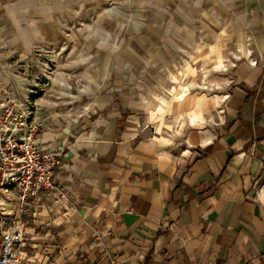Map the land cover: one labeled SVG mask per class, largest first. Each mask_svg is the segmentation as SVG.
I'll use <instances>...</instances> for the list:
<instances>
[{
	"label": "crops",
	"instance_id": "crops-1",
	"mask_svg": "<svg viewBox=\"0 0 264 264\" xmlns=\"http://www.w3.org/2000/svg\"><path fill=\"white\" fill-rule=\"evenodd\" d=\"M244 5L252 47L231 83L183 88L150 115L102 107L46 124L66 193L27 208L20 264H264V0Z\"/></svg>",
	"mask_w": 264,
	"mask_h": 264
},
{
	"label": "rangeland",
	"instance_id": "rangeland-1",
	"mask_svg": "<svg viewBox=\"0 0 264 264\" xmlns=\"http://www.w3.org/2000/svg\"><path fill=\"white\" fill-rule=\"evenodd\" d=\"M8 3L0 21L7 53L0 104L33 106L47 127L102 107L150 115L183 88L231 83L252 47L244 0Z\"/></svg>",
	"mask_w": 264,
	"mask_h": 264
},
{
	"label": "built area",
	"instance_id": "built-area-1",
	"mask_svg": "<svg viewBox=\"0 0 264 264\" xmlns=\"http://www.w3.org/2000/svg\"><path fill=\"white\" fill-rule=\"evenodd\" d=\"M45 129L46 118L37 108L11 99L0 104V194L18 210L17 215L0 209V264L22 261L27 208L66 193L55 181L60 155L40 144Z\"/></svg>",
	"mask_w": 264,
	"mask_h": 264
}]
</instances>
